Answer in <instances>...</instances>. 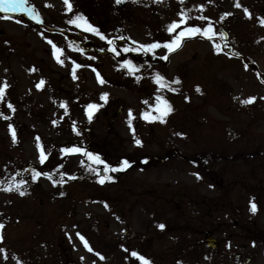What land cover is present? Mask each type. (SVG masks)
Here are the masks:
<instances>
[{
    "label": "rangeland",
    "instance_id": "rangeland-1",
    "mask_svg": "<svg viewBox=\"0 0 264 264\" xmlns=\"http://www.w3.org/2000/svg\"><path fill=\"white\" fill-rule=\"evenodd\" d=\"M72 2L109 37H125L116 41L118 49L132 40L149 43L167 38V25L185 8L190 9L191 23L203 26L207 22L195 18L210 17L217 32L228 33L227 38L217 36L216 42L227 44L218 53L212 41L197 35L185 38L167 60L159 58L167 53L163 47L156 50V58L123 52L120 56L113 53L112 58L109 45L93 50L94 34L79 35V29L67 24L70 15L64 0H28L43 23L17 13L5 19L6 14L0 12V82L6 79L10 85L0 111L12 117L10 121L0 118V182L29 166L53 171L63 165L53 171L56 180L61 171L87 174L81 154L60 152L73 144L98 152L112 163L123 158L133 162L115 172L119 181L103 185L70 176L64 178L65 183L53 185L41 177L36 187L21 196L0 183V223L4 225L0 264H139L130 256L132 250L153 264H239L236 250L228 246L231 242L238 243L237 250L245 247L243 262L248 258V264H264V24L260 23L264 0H240L251 18L243 7L235 6L236 0H184L183 5L180 0ZM200 4L205 5L203 10ZM225 12L231 15L221 20ZM45 36L65 48L62 58L71 56L82 65L76 69V78L71 61L65 59L61 65ZM76 38L80 42L67 47ZM81 43L84 53L74 50ZM92 56L97 59H89ZM128 58L144 65L136 75L119 67ZM158 66L171 87L179 77L180 90L159 89L151 73ZM32 68L35 71H29ZM93 69L105 84L98 82ZM41 78L45 86L37 89ZM102 92L110 94L106 104L99 100ZM156 95L171 103L173 110L165 122L140 117L147 108L144 101L155 103ZM253 96L255 101L244 102ZM9 100L14 113L7 109ZM62 102H67V110L60 107ZM89 102L103 104L91 121L84 107ZM129 109L136 117L133 126L141 145L134 143L127 124ZM52 120L58 123L53 125ZM8 123L16 129L15 143ZM37 135L49 153L44 165L38 160ZM252 198L258 205L256 213L250 210ZM210 209L219 249L208 247L204 235L196 234L198 226L201 232L209 227L207 216L201 224L197 222ZM160 223L164 229L158 227ZM244 229L247 239L241 237ZM77 232L88 240L92 251Z\"/></svg>",
    "mask_w": 264,
    "mask_h": 264
},
{
    "label": "snow or ice",
    "instance_id": "snow-or-ice-1",
    "mask_svg": "<svg viewBox=\"0 0 264 264\" xmlns=\"http://www.w3.org/2000/svg\"><path fill=\"white\" fill-rule=\"evenodd\" d=\"M122 0H116V3H121ZM181 5H183L184 0H180ZM64 4L66 5L65 11L68 13H73L74 11V4L72 0H64ZM236 7H243L240 3V0H236L235 3ZM200 9L203 10L205 5L200 4ZM243 11L251 18L252 14L249 11L248 8L243 7ZM0 12L6 14L4 17L5 19H13V15L15 13H25L30 20L36 21L37 23H43V18L41 14L36 10L35 6H30L28 3V0H0ZM190 9L185 8L184 10H181L178 12V19L172 20L166 27V32L169 34V36L163 40H155L153 42L149 43H141L137 42L135 40H132L131 45H125L122 48L117 47L116 41L121 40L123 41L125 37L119 36V37H109L106 35L103 31L100 30V28L96 25H94L88 17L82 13L78 12L71 16V18L67 19V24L74 26L76 29H79L83 32L94 34L96 37H99L101 40H104L107 42V44L110 46V50L112 53H114L116 56H120L121 52L123 53H131L135 52L138 54H151L153 58L157 57L156 50L160 49L161 47L165 48L167 50V53H171L177 48H179L184 41L185 38H191L196 37L197 35H201L204 37H207L210 41L213 42L214 48L216 52L223 51V47L226 46L227 42L224 41V45L222 46L221 43L216 42V37H227L228 33L224 31L217 32L215 30L214 24L211 21V18L206 15H200L199 17H196L195 19H198L200 21H206L207 23L201 26V24H194L191 23L193 17L189 15ZM231 15L229 12H225L221 16V20L224 19V17ZM16 22L22 23V21L17 20ZM261 24H264V18L260 20ZM42 36H44V33H41ZM48 44L51 46L52 55L54 58L63 65L65 63V59L71 61L72 69L71 73L73 78H76V69L81 67L82 65L77 62L76 59H73L71 56H66L65 58H62L65 54V48L58 46L52 38L46 37ZM127 39L131 40V37H128ZM7 43V41H6ZM67 47L72 48L73 44L72 42H69ZM78 53H84L85 49L81 47L80 45H76L75 49ZM100 51H104V49H100ZM165 54L163 57H159L160 59L167 60L168 54ZM234 55H239V53H233ZM89 59L95 60L97 59L95 56L89 57ZM146 63H148L146 61ZM144 65H137L134 63L132 59H122V62L120 63V68H126L128 72L132 75H136L137 72H139L140 68H142ZM88 67H92V65H88ZM148 67H151V64L148 63ZM245 67L247 68L248 65L245 64ZM96 71L95 69H93ZM29 71H35V68L29 69ZM259 75V73H258ZM96 76L98 79V82L103 85L106 83L105 79L101 76L99 71H96ZM137 80L141 79L140 76L136 77ZM152 79L156 85L159 86V89L164 88H170V84L166 77L162 75L160 72H155L152 74ZM45 79L41 78L38 83L36 84L37 89H42L45 86ZM173 84H179L180 80L179 77H177L174 81H172ZM10 87L7 80L0 82V102L5 101L6 97V90ZM158 89V91H159ZM170 90L172 92H176L177 88L171 87ZM199 86H197V91H199ZM108 92H102L99 95V100L103 102V104H106L109 98ZM187 99V97H186ZM256 100V97H249L247 100H245V103H250ZM144 103L147 105V108L140 113V117L148 122L152 121H160L165 122L166 117L168 114L173 110L171 103L168 99H166L163 95H156L155 96V103H149L148 100H145ZM102 103L98 102H89L87 103L85 107L86 115L89 121L92 120L93 115L96 111L99 110L103 106ZM7 109L11 110L13 113L15 112V107L12 104V102L9 100L7 102ZM60 107L67 110V102H62L60 104ZM0 118H3L6 121L11 120V116L6 115L3 111H0ZM136 117L133 114V110L129 109L128 116H127V124L130 127V130L132 131L133 137H134V143L137 145H141L142 141L136 136V130L133 126V120ZM51 123L53 125L57 124V120H52ZM8 129L11 132V138L12 141L15 143L17 141V135H16V129L12 123H8L7 125ZM73 129L77 131V134H79V130L76 128L75 123H73ZM183 135V133H181ZM36 141V147L38 149V160L40 165H44L46 161L49 159V153L46 152L45 146L41 141V137L37 135L35 137ZM60 152L62 155L66 154H81L84 159L81 160V164L85 165L87 167L88 171H91L95 173V177L98 180V182L103 185L106 181H112L114 179L113 175L111 173L119 172L126 170L131 166L133 163L127 158H123L120 161L117 162H109L107 161L100 153L91 151L83 146L73 144L71 146H64L60 149ZM193 163H197V161H193ZM63 165H58L57 169H53V171H57L58 168H62ZM24 171L30 172L31 176L30 179L32 181H37L41 177L48 178L53 185L56 184H62L65 183V177L70 176L71 179H76L77 177L74 174H70L67 172H59L60 179L56 180L53 179V171H41L38 170L35 167L29 166V168L24 169ZM197 178H200L199 173H195ZM3 183V182H0ZM28 181L26 180H19L15 183H9L8 186L5 188L6 191H17L21 196L25 195L27 192V189L23 187L26 185ZM60 195H64V193H60ZM107 206V205H106ZM250 210L253 213H256L258 211V205L255 202V198H252L250 201ZM4 227L3 223H0V229ZM159 228L164 229L165 225L163 223H160L158 225ZM77 236L80 237V239L83 241L84 246L88 248L89 251H92L93 249L89 245V242L83 235H81L79 232H77ZM4 237L0 235V241H3ZM255 243V242H253ZM231 247V244L228 245ZM121 247H124L121 245ZM127 252L128 249H125ZM96 255L100 257V259H105V257L100 253L96 252ZM130 256L133 258H136V261L139 262V264H153V261L150 258H147L145 255H142L139 251L132 250L130 252ZM23 264V262H21ZM134 264L136 262L134 261ZM178 264H183L182 261H178Z\"/></svg>",
    "mask_w": 264,
    "mask_h": 264
},
{
    "label": "flooded vegetation",
    "instance_id": "flooded-vegetation-1",
    "mask_svg": "<svg viewBox=\"0 0 264 264\" xmlns=\"http://www.w3.org/2000/svg\"><path fill=\"white\" fill-rule=\"evenodd\" d=\"M75 1L78 2V1H84V0H75ZM85 2H86V0H85ZM79 7H81V6H79V4H78L77 5V8H79ZM74 8H76V6H74ZM213 178L217 181V177L216 176H213L212 179ZM223 182H224V180L221 181V183H223ZM198 214H201V211L198 212ZM206 216L208 218H210L209 221L206 223L209 227L204 232H201V230H200V228L198 226V232L196 231V234H198V235H201L202 234V235H204V237H206L207 235H213L214 236V232L211 230V224H210L211 218H212V210L211 209H210L209 213L200 216L197 223H200L201 224L200 221H204L203 219L206 218ZM237 224L238 223L235 222V225H237ZM247 235H248V232H247V230L244 229V232L241 233V237L247 239L248 238ZM228 239H229V241H232L233 237L230 235ZM201 242L202 243H205L203 241H201ZM220 246H221V242H220ZM220 246H219V248H220ZM230 248L236 250L235 258H236V260L238 261L239 264H248L249 263L248 262L249 261L248 258L246 259L247 260L246 262H243V259H244L243 257L245 256V252H244L245 247L244 246H242L240 250H237L239 248L238 243L236 244V242H233V243L231 242V247ZM221 255L224 256L223 254H221Z\"/></svg>",
    "mask_w": 264,
    "mask_h": 264
},
{
    "label": "trees",
    "instance_id": "trees-1",
    "mask_svg": "<svg viewBox=\"0 0 264 264\" xmlns=\"http://www.w3.org/2000/svg\"><path fill=\"white\" fill-rule=\"evenodd\" d=\"M157 71L160 72L162 75H165V71L163 69H156L155 72H157ZM24 169H27V168H21L20 170L15 172L14 175H12L8 180H6L2 184V188L5 189L8 186L9 183L18 182L21 179L28 181V183L23 186V187H25L27 189L26 193H28L32 187H36L38 185V183H39V180L32 181L30 179L31 173L27 172V171H24ZM93 174L95 175V173H93L91 171H88V173L87 174L85 173L84 175H83V173L82 174L79 173L78 175H76V177H77L76 179L77 180H85L86 178H88L90 181H95L96 183H99L98 180L96 179V177L92 176ZM111 175L114 176L113 173H111ZM13 191H15V190H13Z\"/></svg>",
    "mask_w": 264,
    "mask_h": 264
}]
</instances>
